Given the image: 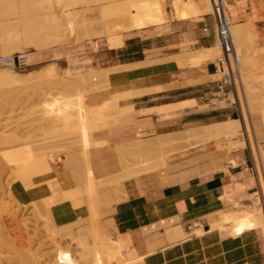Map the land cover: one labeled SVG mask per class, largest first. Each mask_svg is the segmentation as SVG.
<instances>
[{
  "label": "crops",
  "instance_id": "crops-1",
  "mask_svg": "<svg viewBox=\"0 0 264 264\" xmlns=\"http://www.w3.org/2000/svg\"><path fill=\"white\" fill-rule=\"evenodd\" d=\"M226 11L236 24L234 4ZM202 15L183 18L167 11L161 24L124 32L117 47L110 48L106 35H96L102 40L30 53L36 55L30 64L78 54L92 59V70H97L96 65L98 70L118 68L109 74V88L100 93L98 102L132 93L118 105L133 109L116 118L118 126L94 135L105 143L91 148V161L84 150L53 157L48 161L51 171L35 177L30 187L12 184L13 198L20 203L39 202L99 181L102 189L52 206L54 220L72 229L87 227L103 238L118 236L129 255L142 257L143 264H264L259 230L230 236L214 226L260 198L247 148L194 153L168 167L116 181L125 164L136 163L122 155L119 146L135 140L181 138L187 131L238 116L225 107H211L218 75L215 62L194 63L185 56L215 47L211 27L203 31L211 25V17ZM131 65L136 66L130 69ZM261 137L264 157V130ZM178 148L188 149L182 144Z\"/></svg>",
  "mask_w": 264,
  "mask_h": 264
},
{
  "label": "rangeland",
  "instance_id": "rangeland-1",
  "mask_svg": "<svg viewBox=\"0 0 264 264\" xmlns=\"http://www.w3.org/2000/svg\"><path fill=\"white\" fill-rule=\"evenodd\" d=\"M123 1L76 0V2H67L60 5L59 0H0V57L26 52L28 55L32 52H48L55 47H74L81 43H93L102 40V38H95L98 35L96 32L98 26L102 25L99 18L100 13L104 8L121 5ZM227 1L231 2L230 0ZM210 4V0H163V5L159 10L160 18L156 19L153 25L165 22L167 11H174L180 16L182 14V17L184 11L187 16L183 18L196 17L200 14H203L202 16L209 15L211 14ZM234 7L237 12L236 23L246 24L250 19L254 21V32L256 31L254 46L261 53L260 59L264 60V0H238ZM61 10L71 13L72 25L75 26H71L69 31L67 29L63 31L64 28L62 29L63 40H66L62 44L60 43L62 38L58 36L59 31L54 22L55 16L58 17L59 15L61 17ZM81 33L85 34L78 35ZM213 46L218 47L216 44ZM94 49H96L95 45ZM34 56L36 55H29L27 67L12 72H17L21 76L27 74L26 72H32L34 75L52 66L55 68L57 76L50 80L43 76L27 77L8 96L0 98V171H2V173L0 172V217L4 222L2 225L0 224V264H22L18 259V254L22 256L40 254L42 259L38 255L37 261L39 259L41 264H68L65 262L67 260L65 259L67 257L65 256L66 251H69L67 252L68 257H71L68 259L70 264L72 262L74 264L122 263L125 260H121L125 256L129 257V254L128 248L121 244L122 241L118 236L103 238L87 227L78 228L79 225L73 226L72 229L70 226L57 223L51 214V207L58 203L102 189L103 184L101 182L94 181L72 191L30 203L17 202L9 189L12 184H19L24 188L30 187L35 177L51 171L48 164L49 159L61 154L84 150L91 161L90 147L92 145L88 141L96 143L97 146L105 143V141L96 140L94 135L97 132L119 125L116 118L122 113L117 111L124 112L122 110L124 108L119 107L118 102L132 93L111 95L108 100L98 102L100 93L109 88V74L118 70V68L98 70L99 66L96 65L95 69L97 70H92L94 69L90 64L92 59L78 54L66 56L58 61L46 59L39 63L30 64ZM213 61L216 64V60ZM3 68L5 67H1V69ZM238 70L241 78H244L246 64L243 60L238 59ZM89 72L92 73L88 74L90 78L86 80L84 86L66 88L57 86L58 79L70 75L68 80L74 81V76L75 78L86 77ZM219 78L220 74L218 73L216 80ZM230 98L231 95H228V98L214 95L211 100V107H225L235 111L233 106L230 105V102L231 104L233 102L227 100ZM215 103H218V105ZM235 113L238 114L236 119L239 120V110L237 109ZM250 120L256 143L260 145L262 143L261 133L263 128L255 118H250ZM59 139H62V141L59 142ZM240 139H243V137L240 136ZM152 142L135 140L119 146V149H121L122 155L135 158L136 163L132 166L147 171L158 157L157 152L146 150V147ZM180 142L183 141L179 140L175 143ZM42 143L44 144L42 145ZM33 144H37V147L32 146ZM254 175L256 178L255 172ZM254 195L255 193L252 196ZM257 202L261 203V199L259 198ZM12 217L15 218V224L23 226V230L20 231L22 235L20 232H13L12 227L7 226V222ZM49 229L52 230H50L51 233ZM4 232L7 233L4 234ZM32 234L34 235L32 236ZM15 235L17 236L15 237ZM112 239H116V241ZM10 240L12 243L14 242L13 245L16 241L15 246L19 250L15 246H13L15 248L9 247L11 243L9 245L6 242ZM78 240L82 243L81 245L78 244ZM109 240L113 241L110 245L114 242L116 245L118 242L117 248L114 249V246H111L114 251L110 248ZM22 241L25 245L21 243ZM52 241L53 243H51ZM54 243L58 245H53ZM96 244L100 247L104 245L106 249L104 247L98 249L99 246ZM119 244L125 248L122 249L123 247L119 246V250ZM12 249H16V251L14 252ZM17 250L21 252L17 254ZM105 253L106 255L109 254L110 259L106 258ZM62 256L64 257L62 258ZM134 257L136 256L130 255L129 258Z\"/></svg>",
  "mask_w": 264,
  "mask_h": 264
},
{
  "label": "bare ground",
  "instance_id": "bare-ground-1",
  "mask_svg": "<svg viewBox=\"0 0 264 264\" xmlns=\"http://www.w3.org/2000/svg\"><path fill=\"white\" fill-rule=\"evenodd\" d=\"M230 1L231 2L225 0V7L226 8L229 7L230 5L235 4L238 0H230ZM67 2L72 3V2H76V0H59L60 5L67 3ZM210 3H211V0H210ZM162 5H163V0H124L122 2V4L119 6H115L112 8L111 7L104 8L102 10V12L100 13V17H99L101 24H102L101 25L102 30L98 33V36L106 35L107 36V43L110 46V48L121 46L123 33L127 32L129 30H132V29H139L141 27H147V26L153 25L155 20L160 18L159 10H160V7ZM210 6H211V4H210ZM61 11H62L61 17H59V15H58V17L55 16L54 22H55V26L57 27V29L59 31L58 36L60 38H62V40L60 41V43L62 44L66 40H63V33H61V31L63 28H64L63 31H65L66 29L69 31L71 26H73L72 25L73 21L71 20V13L65 12V10H61ZM186 16H187L186 12L183 11V17H186ZM229 19H230V17H229ZM63 22H65V23L63 24ZM253 22L254 21L250 19V21H248L246 24H241V23L234 24L231 22V19H230V30H231V35H232L234 49H235L237 59L243 60L244 63L246 64V75L244 76V78H241V74H240V71L238 70V64H237V71H238V75H239V79H238L239 80L238 81L239 86L237 88V98L231 97L230 99H227L229 101L231 100L238 107L237 109L239 110L240 119L239 120H237V119H230L229 120L228 119V120H225L222 122H217V123L202 127L200 129L187 131L183 134V136L181 138H178V139H160V138L156 139L150 145H148L146 147L147 151H155V152H157V155H158L157 160L151 165V167H149L147 169V171H142V169H140L139 167H134L132 165L125 164L123 174L120 175V177L116 181H118L120 179L135 177V176L139 175L140 173L149 172L151 170L158 169L160 167H166V166L168 167L173 162H175L177 160L185 159L186 157H188L194 153H208V152L214 151V150L231 152L234 150H240V149L247 148V150H249V152L251 154V158H252V161L254 164V172L256 174V179H257V184H258V194L260 196L261 203L255 202L252 204V206H250L249 209L238 210L236 213H233V214L231 213V215L225 217L224 219H222L220 221L219 224L214 225V226L216 228H218L219 231H221V233L224 232L226 235H230V236L240 235L241 232L248 230V229H257L260 231L262 238H263V243H264V160H263L264 157L262 156L260 146L256 143L255 135H254V129H253V126H252L251 120H250V118H255L257 123L260 124L264 130V60L260 59L261 53L258 51V49L255 48L256 46H254V43L256 40L255 39L256 38V34H255L256 31L254 32L255 29L253 27ZM73 27H75V26H73ZM78 29H75V30H78ZM71 34H72V32H71ZM53 36L55 37V35H53ZM68 37H71V36H68ZM60 43H56V44H60ZM215 44L218 45L216 42H215ZM21 54H24V65H25V67H27L28 66V62H27L28 54H27V52L21 53ZM220 55H221V49L218 45V47H213V48H209V49H202V50H197V51H191L188 54H186L185 56H186V58L189 59L188 61L198 63L200 61H205V60L206 61L217 60V58ZM129 66L130 65L126 66L125 70L127 69V67L129 68ZM135 66L131 65L130 69H132V67L134 69ZM109 69H111V68H109ZM109 69H102V70H109ZM121 71H123V70H121ZM56 73L57 72L55 71V68L50 66L46 69H43L42 71H40L37 74L33 75L32 72H29V73L21 76L17 72H12V71H9L5 68L1 69V67H0V98L3 96H8L15 89V87L20 82L24 81L27 77L43 76V77H46L47 79L50 80V79H53L57 76ZM91 73L92 72L87 73L86 77L75 78V76H74L73 77L74 81H69L68 77H70V75L68 76V74H67L68 77L58 79L57 86L61 87V88L74 87V86H79V85L84 86L86 84V80L90 78V75H88V74H91ZM64 74L66 75V73H64ZM156 88H158V87H156ZM51 89L52 88L50 87V90ZM136 92H138V91H135V93ZM135 93H133V94H135ZM138 94H136V95H138ZM140 94H142V93L140 92ZM131 95L132 94H129V96H131ZM216 95H218V94L216 93ZM215 104L218 105V103H215ZM114 105H116V104H114ZM114 109H116V107H114ZM132 109L128 107V108L122 109L124 112H122L121 110H118V111L115 110V111H117L118 113L121 112L122 114H124V113H126ZM165 114L168 117L167 113H165ZM161 117H162V115H161ZM163 118H165V116ZM163 118H161V119H163ZM240 136H242L243 139H240ZM179 140L183 141V142L175 143ZM61 141H62V139L61 140L59 139V142H61ZM82 141H84V140H82ZM82 141H81V143H83ZM88 142H90V144L92 145L90 147V150L92 147L97 146V144L93 143L92 141H88ZM44 143H42V145ZM54 143H55V141H54ZM181 144L184 146H187L188 149L184 148L186 150H183V151L179 150L178 146ZM34 145L35 144H33L32 146H34ZM36 145H35V147H37ZM40 146H41V144H40ZM192 151H194V152H192ZM4 162H5V160H4ZM0 165H1V162H0ZM2 165H3V163H2ZM0 172L2 173V171H0ZM14 221H15L14 217L10 218L9 222H7V226H9L10 228L12 227L13 232L14 231L20 232L21 230H23V226L15 224ZM3 223L4 222L1 220V217H0V224L2 225ZM9 227H7V228H9ZM68 229L70 230V228H68ZM11 230H10V232H11ZM50 230L51 229H49V232L51 233L52 230L51 231ZM5 233H7V232H4V234ZM34 234H32V236ZM21 235H22V233H21ZM68 235H70V234H68ZM16 236L17 235H15V237ZM2 237H4V236L2 235ZM18 238H19V236H18ZM3 240H4V238L2 239V241ZM114 240L116 241V239H114ZM10 241L6 242L7 244L11 243L12 246L9 244L10 245L9 247H12V248L16 247V249H18L17 246H15L17 244L16 243L17 239L15 241V245H13L14 242L12 243V241L11 242ZM109 241L110 242H108V243L110 245V243H112L113 241H111V240H109ZM120 241H122V240L120 239ZM120 241H119V243H120ZM21 243H23V245H25L24 241H22ZM51 243H53V241ZM79 243H80V241L78 240V244ZM108 243H106V244L108 245ZM114 243L112 245H110V248H111V246H114V249L117 248L118 242L116 243V245ZM55 244L56 243H54L53 245H55ZM81 244L82 243H80L79 245H81ZM121 244L126 247V245L123 244V242H121ZM56 245H58V244H56ZM13 246H15V247H13ZM97 246H99V245H97ZM119 246H121V245L119 244L118 247ZM124 246H121V247H123L122 249L125 248ZM52 247H54V246H52ZM103 247H104V245L102 247L99 246L98 249L103 248ZM16 249L15 250L12 249V250H14V252H15ZM29 249L31 250V248H29ZM111 249H113V248H111ZM114 249H113V251H114ZM18 250L16 252L17 254L19 252H21V251L18 252ZM119 250H120V247H119ZM124 251H126V250H124ZM67 252H69V251H66L65 256H67V257H65V259H67V260H65V262L70 264L68 259H70L71 257L70 256H69L70 258L68 257ZM115 252H116V250H115ZM119 254H120V252L118 253V255ZM8 255H12V254H8ZM18 255H19L18 259L20 260V262L22 264H41L39 259L37 261L38 255L40 257L42 256L40 254H37L36 256H34V255L28 256L27 254H26L27 256L26 255L22 256L20 254H18ZM102 255H104V254H102ZM105 255H106V253H105ZM108 255L109 254L106 255V258H109ZM44 257H46V256H44ZM63 257L64 256H62V258ZM129 257H130V255H129ZM129 257H127V256H125L124 258L122 257L123 259L121 261H123V260H125V261H123L122 263L119 262V264H123V263H125V264H143V258L142 257H134V258H129ZM117 258H118V256H117ZM40 259H42V257ZM115 263H117V262H115ZM94 264H95V262H94Z\"/></svg>",
  "mask_w": 264,
  "mask_h": 264
},
{
  "label": "built area",
  "instance_id": "built-area-1",
  "mask_svg": "<svg viewBox=\"0 0 264 264\" xmlns=\"http://www.w3.org/2000/svg\"><path fill=\"white\" fill-rule=\"evenodd\" d=\"M209 16L212 23L210 26L204 27L203 31L207 32L208 28L211 27L213 40L221 49V55L216 60V71L220 74V78L215 81L216 93L226 98L228 95L237 98L239 86L238 59L234 49L225 0H211V14ZM0 67H5L9 71L24 69V54L0 57ZM230 105L236 112V104L230 102Z\"/></svg>",
  "mask_w": 264,
  "mask_h": 264
},
{
  "label": "trees",
  "instance_id": "trees-1",
  "mask_svg": "<svg viewBox=\"0 0 264 264\" xmlns=\"http://www.w3.org/2000/svg\"><path fill=\"white\" fill-rule=\"evenodd\" d=\"M26 73H29V72H26Z\"/></svg>",
  "mask_w": 264,
  "mask_h": 264
}]
</instances>
